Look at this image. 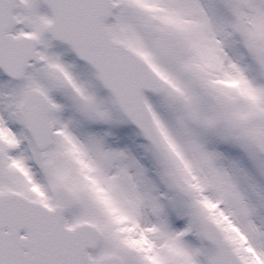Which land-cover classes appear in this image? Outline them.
Instances as JSON below:
<instances>
[{
	"label": "snow or ice",
	"instance_id": "6c2138e0",
	"mask_svg": "<svg viewBox=\"0 0 264 264\" xmlns=\"http://www.w3.org/2000/svg\"><path fill=\"white\" fill-rule=\"evenodd\" d=\"M0 264H264V0H0Z\"/></svg>",
	"mask_w": 264,
	"mask_h": 264
}]
</instances>
